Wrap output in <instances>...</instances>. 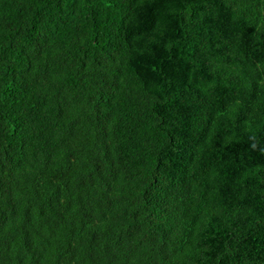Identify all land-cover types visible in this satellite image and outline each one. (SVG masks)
<instances>
[{"label":"trees","instance_id":"trees-1","mask_svg":"<svg viewBox=\"0 0 264 264\" xmlns=\"http://www.w3.org/2000/svg\"><path fill=\"white\" fill-rule=\"evenodd\" d=\"M0 264H264V0H0Z\"/></svg>","mask_w":264,"mask_h":264}]
</instances>
